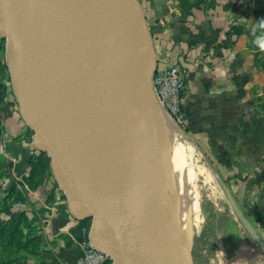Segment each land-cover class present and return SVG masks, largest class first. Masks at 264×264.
<instances>
[{"label":"water","instance_id":"water-1","mask_svg":"<svg viewBox=\"0 0 264 264\" xmlns=\"http://www.w3.org/2000/svg\"><path fill=\"white\" fill-rule=\"evenodd\" d=\"M130 3L141 17L132 75L117 96L112 122L104 125L94 145L84 140L82 96L108 41L132 11L120 0H0V33L20 116L33 130L35 146L49 156L70 213L90 220L89 241L107 248L111 264H174L137 210L149 167L137 177L131 170L148 157L141 138L153 135L151 76L156 63L142 12L136 0ZM225 193L264 252L263 238L226 185ZM191 242L183 251L185 264L191 261Z\"/></svg>","mask_w":264,"mask_h":264},{"label":"crops","instance_id":"crops-1","mask_svg":"<svg viewBox=\"0 0 264 264\" xmlns=\"http://www.w3.org/2000/svg\"><path fill=\"white\" fill-rule=\"evenodd\" d=\"M140 2L156 67L177 63L186 70L184 99L198 107L196 128L211 131L212 151L221 163L217 175L264 240V0ZM1 45L0 33V52ZM31 140L27 148L35 147ZM47 208L52 228L57 217ZM61 223L49 237L51 264H73L74 251L81 249L76 221L70 215ZM250 238L229 253L226 264H264V252Z\"/></svg>","mask_w":264,"mask_h":264},{"label":"rangeland","instance_id":"rangeland-1","mask_svg":"<svg viewBox=\"0 0 264 264\" xmlns=\"http://www.w3.org/2000/svg\"><path fill=\"white\" fill-rule=\"evenodd\" d=\"M136 3L146 23L140 0H136ZM5 51L3 36L0 52V82L5 78L7 81L5 85L9 86V91L6 88L4 93L0 92V264H51L54 261V254L50 248L54 240L49 237L52 231H55L56 223L61 225L62 218L74 216L69 211L64 192L53 176L50 158L46 151L36 146L27 148L26 141L28 139L29 142L32 141L33 130L20 116L18 103L12 91ZM183 91L185 94L186 81ZM184 94L181 124H176L167 114L165 107L155 98L167 122L181 132L192 145L195 155L199 158V164L203 165L209 177L208 181H205L199 176L197 181L200 195L199 217L201 216L202 219L199 218V225L192 235L191 261L188 264H197L192 255L193 248H198L206 257L207 260L203 264H226L229 253L251 239V236L234 214L225 193V185L216 176L221 163L217 161L212 151L211 131L196 128V125L200 126V121L196 120L198 107L194 103L187 104ZM203 106H206L203 107V110L206 108L204 122L209 124L210 104L207 102ZM144 138H141L142 144L147 145ZM226 149L227 147H220V153L226 152ZM143 184L146 194L150 197L147 177ZM163 193L168 194V190L163 188ZM47 206L54 209L57 217L52 228L50 223L48 225L49 220L51 219V222L53 220ZM156 212L157 206L153 204L152 210L150 209L152 219L165 231L163 223L155 219ZM74 219L76 223L73 232L80 247L89 230L90 220L76 217ZM73 254V264H77L81 249L75 250ZM102 264H111L110 258Z\"/></svg>","mask_w":264,"mask_h":264},{"label":"bare ground","instance_id":"bare-ground-1","mask_svg":"<svg viewBox=\"0 0 264 264\" xmlns=\"http://www.w3.org/2000/svg\"><path fill=\"white\" fill-rule=\"evenodd\" d=\"M12 1L14 0H5L6 3ZM120 1L124 9L132 11V15L118 24L81 100V107L86 116L84 140L90 145H94L104 125L112 122L117 96L132 75V65L136 57V35L141 17L135 11L136 6L131 8L130 0ZM148 61L151 66L149 51ZM160 109L152 98L153 135L144 136L147 145L142 144L148 157L146 163L132 167L131 174L137 177L145 166L149 167L147 186L151 196L146 194L142 182L136 201L138 215L157 241L162 253L170 257L174 264H185L183 251L189 245L187 243L191 240L201 217L198 177L202 176L205 181L209 177L203 165L199 164V158L195 155L192 145L181 132L167 122ZM163 188L168 190V194L163 193ZM153 204L157 206L155 219L163 223L165 231L152 219L150 209L152 210ZM95 245L108 254L103 244L95 242Z\"/></svg>","mask_w":264,"mask_h":264},{"label":"built area","instance_id":"built-area-1","mask_svg":"<svg viewBox=\"0 0 264 264\" xmlns=\"http://www.w3.org/2000/svg\"><path fill=\"white\" fill-rule=\"evenodd\" d=\"M185 81L186 70L177 63L162 68L155 66L151 76L154 96L165 107L167 114L176 124L183 122L182 104ZM88 231L81 242V256L77 264H102L109 258V255L89 241Z\"/></svg>","mask_w":264,"mask_h":264},{"label":"trees","instance_id":"trees-1","mask_svg":"<svg viewBox=\"0 0 264 264\" xmlns=\"http://www.w3.org/2000/svg\"><path fill=\"white\" fill-rule=\"evenodd\" d=\"M1 49H2V45H1ZM6 88L7 87H6L5 83L0 82V89L2 90L0 92H3L4 93ZM192 255H193L194 261L197 264H203V262H205L207 260L206 257L198 250V248H196V249L193 248ZM199 258H201V260Z\"/></svg>","mask_w":264,"mask_h":264}]
</instances>
